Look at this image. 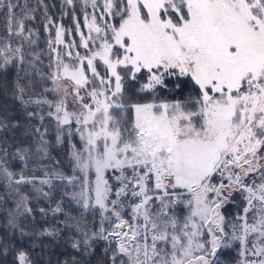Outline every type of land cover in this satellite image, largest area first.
Wrapping results in <instances>:
<instances>
[{
    "label": "snow or ice",
    "instance_id": "obj_1",
    "mask_svg": "<svg viewBox=\"0 0 264 264\" xmlns=\"http://www.w3.org/2000/svg\"><path fill=\"white\" fill-rule=\"evenodd\" d=\"M0 264H264V0H0Z\"/></svg>",
    "mask_w": 264,
    "mask_h": 264
},
{
    "label": "trees",
    "instance_id": "obj_2",
    "mask_svg": "<svg viewBox=\"0 0 264 264\" xmlns=\"http://www.w3.org/2000/svg\"><path fill=\"white\" fill-rule=\"evenodd\" d=\"M45 243H46V244H50V238H46V239H45ZM52 250H53V248L50 247V248H49V251H52ZM55 250L58 251L59 249H55Z\"/></svg>",
    "mask_w": 264,
    "mask_h": 264
}]
</instances>
